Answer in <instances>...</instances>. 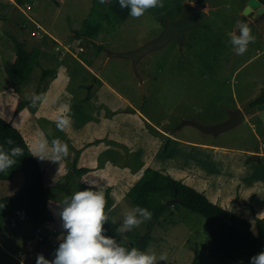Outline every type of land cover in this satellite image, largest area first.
I'll use <instances>...</instances> for the list:
<instances>
[{
    "label": "rangeland",
    "instance_id": "1",
    "mask_svg": "<svg viewBox=\"0 0 264 264\" xmlns=\"http://www.w3.org/2000/svg\"><path fill=\"white\" fill-rule=\"evenodd\" d=\"M108 1L0 0V118L22 134L38 161L47 202L46 220L33 224L14 217L2 225L0 264H34L43 235L48 239L43 257L51 261L52 249L67 235L59 215L62 201L77 191L108 192L112 205L104 211L119 229L124 213L135 207L127 193L147 168L250 222L254 233L264 220L260 120L217 136L182 125L222 123L229 112H246V105L264 94L263 28L253 17L246 21L255 41L243 55L229 43V33L239 35L237 25L248 0H206L198 6L205 15L185 32L181 48L172 39L142 56L135 67L131 58L112 54L153 41L183 15L186 4L197 6V0H162V8L149 9L139 19L129 15L117 24L106 14ZM36 25L46 32L39 31L38 38L30 34ZM12 38L39 53V66L20 86L6 75L14 61ZM43 70L53 76L41 82ZM20 103L25 104L21 110ZM61 117L70 123L58 130ZM57 139L68 146L66 157L60 153L56 158ZM74 167L88 172L76 175ZM22 183L20 172L0 181V198L17 194ZM170 209L156 221L119 232L120 237L131 245L126 235L145 236L151 223L145 252L167 255L157 264H190L194 254L200 264H223L207 255L205 219L183 207Z\"/></svg>",
    "mask_w": 264,
    "mask_h": 264
},
{
    "label": "trees",
    "instance_id": "2",
    "mask_svg": "<svg viewBox=\"0 0 264 264\" xmlns=\"http://www.w3.org/2000/svg\"><path fill=\"white\" fill-rule=\"evenodd\" d=\"M51 1L57 2V0ZM257 1L264 5V0ZM205 3L206 0L196 1V5L200 7H203ZM105 9L106 14L113 15L114 19H112L116 24L129 17L130 10L122 9L118 0H109ZM11 40L14 48V61L6 70V75L13 86H20L28 80L32 68L39 66L37 59L39 53L35 50H27L25 44L15 38ZM50 76H53V71L43 70L41 82ZM261 103H264V94L255 99L251 105ZM24 106V103H20L18 108L21 110ZM7 138L12 139L11 145L5 143ZM0 145L6 152L14 147L23 149V156L14 157L16 163L13 166L5 172H0V181L11 180L17 172H20L23 178L22 186L17 194L0 198V228L14 217L33 224H38L43 219L46 220V189L42 169L22 134L2 118H0ZM73 171L79 176L88 172L87 169L77 170L75 167ZM127 198L134 206L144 207L151 211L153 221L171 211V207L174 209L183 207L190 213L203 217L208 231L207 255L210 259L218 260L223 264H250L251 257L264 251V220L258 221L257 230L254 233L250 222L223 209L193 188L159 171L147 168L140 180L129 189ZM105 199V208L109 209L112 202L108 192ZM151 225V223L148 224V232L145 236L135 238L126 235L132 241L131 245L120 237L116 225L109 218L103 225L102 235L113 238L116 244L128 250L135 247L145 252L151 240ZM47 240V237L43 235L42 246L46 247ZM58 247L59 244L52 249L53 255ZM34 264H36V259ZM190 264H200L196 254L193 255Z\"/></svg>",
    "mask_w": 264,
    "mask_h": 264
},
{
    "label": "clouds",
    "instance_id": "3",
    "mask_svg": "<svg viewBox=\"0 0 264 264\" xmlns=\"http://www.w3.org/2000/svg\"><path fill=\"white\" fill-rule=\"evenodd\" d=\"M101 4L105 0H99ZM122 9H129V15L134 19H139L144 13L152 8L163 7L162 0H118ZM230 7V5H226ZM239 35L229 33V43L237 55H243L247 51L249 43L255 41L251 34V29L244 23L237 25ZM33 99H39L34 95ZM65 108L70 110L68 105ZM70 123V118L61 117L57 122V129L63 130ZM6 144L13 143L11 138H7ZM53 144H59L56 148V158L63 154L68 155V146L58 139ZM45 145L41 144V153L44 152ZM23 156V149L20 147L11 148L9 152L0 145V172H5L11 168L16 160L14 157ZM37 158H42L37 156ZM62 210L59 215L63 221V228L67 235L63 237V242L59 244L51 261L46 260L42 255L36 258V264H157V260L166 261L167 255L160 254L159 257L153 251L141 252L133 247L131 250L116 244L115 240L102 235L103 225L108 220L105 214L106 199L103 191H93L86 189L77 191L71 196H66L62 201ZM139 214V215H137ZM142 218V219H141ZM152 218V212L140 206H135L124 213L123 222L119 229L120 233L130 232L144 221ZM250 264H264V251L250 258Z\"/></svg>",
    "mask_w": 264,
    "mask_h": 264
},
{
    "label": "water",
    "instance_id": "4",
    "mask_svg": "<svg viewBox=\"0 0 264 264\" xmlns=\"http://www.w3.org/2000/svg\"><path fill=\"white\" fill-rule=\"evenodd\" d=\"M203 15H205V12L198 6L186 4L183 15L175 22L167 24L166 28L163 30L159 37H157L153 41H150L149 43L145 44L144 46L140 47L135 51L122 54H112V56L131 58L133 61V66L135 67L136 63L142 56L146 55L147 53L153 50L163 47L172 39H176L179 48H181L185 32L195 25V20L198 17ZM260 15H264V5L260 4L257 0H248V3L246 4L241 14L240 23L245 24L249 18ZM256 111H258V113L256 114V118L260 120L264 132V103L256 106L255 111H253L251 114ZM245 119L246 117L243 114L242 110L236 109L234 111L229 112L227 120L216 125L201 126L195 123L194 121H183L182 125L192 126L201 131L202 133L217 136L221 133L234 129L235 127L240 125ZM252 159H257V157L252 156ZM52 226L53 225L51 224L49 230L46 232V235L52 229ZM40 255H44V247H41Z\"/></svg>",
    "mask_w": 264,
    "mask_h": 264
},
{
    "label": "flooded vegetation",
    "instance_id": "5",
    "mask_svg": "<svg viewBox=\"0 0 264 264\" xmlns=\"http://www.w3.org/2000/svg\"><path fill=\"white\" fill-rule=\"evenodd\" d=\"M253 18L255 19V21H258V22H261L264 20V15H260V16H253ZM261 96V95H260ZM260 96H258L257 98H259ZM255 98V99H257ZM253 99L252 101H250L246 106H247V111H243L242 109L243 108H239L240 110H242L243 114L245 115L246 119L243 121V122H251V121H254L255 118H256V112H254L253 114H251L253 111H255L256 109V106L260 105V104H255L254 106H252V102L255 100ZM263 104V103H261ZM242 122V123H243Z\"/></svg>",
    "mask_w": 264,
    "mask_h": 264
},
{
    "label": "crops",
    "instance_id": "6",
    "mask_svg": "<svg viewBox=\"0 0 264 264\" xmlns=\"http://www.w3.org/2000/svg\"><path fill=\"white\" fill-rule=\"evenodd\" d=\"M9 1H14V0H9ZM253 20L255 21L254 18H253ZM32 22H33V21H32ZM255 22H257L258 24H260V27H262L263 30H264V20L261 21V22H258V21H255ZM24 24H25V23H21L20 26H19V28H20L21 31H24V30H25V26H24ZM34 28H35V27H34ZM35 30H36V29H34L33 31H31V33L34 32ZM31 33H30V34H31ZM31 37H33V36H31ZM35 38H38V37H35ZM23 41H24V40H23ZM25 47H26V45H25ZM26 49L29 50L27 47H26ZM33 50H34V49H33ZM30 51H31V50H30ZM91 71H92V70H91ZM103 82H104V81H103ZM106 85H107V84H106ZM107 86H108V85H107ZM48 228H49V227H48ZM42 247H44V246H42ZM45 248H46V247H44V251H45ZM30 249H31V248H30ZM21 264H23V263H21Z\"/></svg>",
    "mask_w": 264,
    "mask_h": 264
},
{
    "label": "built area",
    "instance_id": "7",
    "mask_svg": "<svg viewBox=\"0 0 264 264\" xmlns=\"http://www.w3.org/2000/svg\"><path fill=\"white\" fill-rule=\"evenodd\" d=\"M26 9H30V7L27 6ZM35 29H36V30H35L34 32L31 33V36H33V37H41L39 31H41V32L44 33V34L46 33V32L43 31V30L40 28V26H38V25H36V28H35ZM79 50L81 51L82 49L80 48ZM36 232H37V231H36Z\"/></svg>",
    "mask_w": 264,
    "mask_h": 264
}]
</instances>
